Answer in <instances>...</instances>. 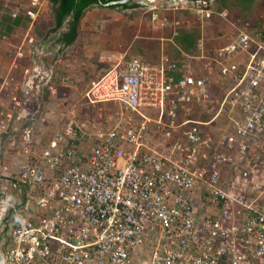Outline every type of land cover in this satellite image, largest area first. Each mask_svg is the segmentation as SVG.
Returning <instances> with one entry per match:
<instances>
[{"label": "built area", "instance_id": "obj_1", "mask_svg": "<svg viewBox=\"0 0 264 264\" xmlns=\"http://www.w3.org/2000/svg\"><path fill=\"white\" fill-rule=\"evenodd\" d=\"M141 3L163 30H176L179 22L170 16L182 10L200 23L230 20L228 11L216 12L215 0ZM44 7L32 0L27 12L24 40L31 44ZM232 24L236 36L215 52L228 82L218 111L228 130L219 150L203 160L197 148L203 123L179 115L189 117L199 96L208 100L209 80L168 76L179 67L167 58L119 62L93 82L84 99L96 108L94 116L70 119L54 135L57 149L34 148L35 90L52 75L34 66L20 85L7 75L2 88L13 90L9 107L0 103V142L10 140L19 113L20 138L8 150L25 160L11 183L3 178L9 167L0 168V233L10 232L3 264H264V43L249 22ZM241 54L247 61L239 73L233 61ZM105 104L120 108L108 124L102 122ZM150 126L167 149L146 145L142 136ZM223 166L231 168L229 175ZM18 184L46 192L53 214L29 217L14 195Z\"/></svg>", "mask_w": 264, "mask_h": 264}, {"label": "crops", "instance_id": "obj_2", "mask_svg": "<svg viewBox=\"0 0 264 264\" xmlns=\"http://www.w3.org/2000/svg\"><path fill=\"white\" fill-rule=\"evenodd\" d=\"M136 3L139 7L131 9L105 6L92 7L81 20L77 39L69 46L59 41L60 34L67 32V25L60 31H51L50 36L44 35L41 38L34 33V29L32 33L35 39L34 44L29 43L27 40L25 41L26 36L19 43H14L10 40V37L8 40H0V71L6 70L5 74L0 76V103L5 102V107H9L10 94L13 90L12 86L8 89L2 88V82L7 75L14 76L18 85L26 79V69L31 70L34 66H40L45 73L52 75L46 87L41 86V88L35 90L36 94L32 110L38 116L34 123V148L36 150L42 148L57 149L59 147L60 144L54 140V135L69 121L71 112L76 120H90L94 116L96 108H90L86 103L83 106H79V98L87 92L93 82L99 80L106 72L111 70L113 65L115 66L113 63L117 64L133 58L149 63H158L162 58H167L169 63H176L179 67V71L169 70L167 73L168 76H172L176 80L190 73L198 77L205 76L208 78L209 83L206 88L208 100H202L203 97L199 96L201 100L192 104L190 116L185 117L183 112H181L179 119L180 121L189 119L203 123L200 126L203 142L197 147L199 160H203L204 155L210 156L211 152L219 150V140L228 130L227 117L222 113L218 115L220 101L227 89L228 82L222 77L220 67L216 62L215 52L228 45L236 36L237 30L233 27V22L214 18L200 23L191 16L194 22L203 26L202 36L197 48L199 51L191 54L178 48L179 50L174 52L175 54L173 55L170 50V45L173 44L172 38H175L178 30L183 27L181 22L183 23L186 17L184 12L189 13V11H177L179 14L175 20L179 24L176 30L172 29L173 33L168 37L162 32L163 29L151 20L152 11L146 8L144 3ZM49 4L50 2L48 1ZM92 12H121L127 18H135L139 16V12L149 13L150 22L157 29L155 32H157L156 34L159 38L151 37L153 40H149V37L143 35L141 30L136 34L128 29L120 31L119 27H112L113 30L110 33L108 24H106L105 42H99L96 35L91 36V33H87L85 29L86 23L89 22L90 25L87 29H93L92 20L90 19ZM47 14L46 10L42 18ZM189 15L191 14L189 13ZM137 18L139 19L140 17ZM191 18L186 20L185 23L187 24L184 26L192 27ZM141 22L143 21L140 20ZM118 39L121 41L125 39L124 41L126 42L122 44L120 41L117 45L116 41ZM246 61L247 55L245 54L236 57L233 61V65L236 66L234 70L239 73L243 72ZM65 62H70L68 67L65 66ZM14 63H16L17 68H12ZM102 107L105 115L102 122L108 124L110 121H114L116 118L115 113L120 110L119 106L105 104ZM149 114L155 118L154 120L158 118L157 112H149ZM205 117H209V119L206 120ZM23 123L24 121L19 118V113H15V127L11 132L10 140L6 137L4 145L0 142V168L9 167V172L4 173L3 178L10 183L17 181L19 169L25 157L9 151L8 145L13 140H19ZM187 128L185 127V129ZM149 131L150 133L142 136L147 146L157 150H165L169 147V144L155 132L153 126H150ZM181 140L184 141V138L181 137ZM230 169L229 166H223V174L229 175ZM48 176L55 177L56 175L53 172H48ZM18 186L19 188L14 190V195L20 203V207L26 210L29 217L35 221H40L45 217L46 213L53 214L55 203L54 200L47 198L46 192H39L23 184H18ZM42 200L44 201L43 205L41 204ZM9 239L10 232L8 230L0 233V264H3V252Z\"/></svg>", "mask_w": 264, "mask_h": 264}, {"label": "trees", "instance_id": "obj_3", "mask_svg": "<svg viewBox=\"0 0 264 264\" xmlns=\"http://www.w3.org/2000/svg\"><path fill=\"white\" fill-rule=\"evenodd\" d=\"M52 16L54 19V27L52 32L60 31L64 26L67 25V32L60 34L59 41L64 45L69 46L77 39L79 34L80 23L86 12L94 6L99 5L98 0H49ZM116 0H101L102 3H109ZM15 6V5H13ZM10 0L0 1V9L7 11L6 18L8 24L5 27V32L7 34L3 35V39L8 40V35L11 34L16 28L23 27L26 21L30 22V18L27 11L17 9L13 7ZM139 5L133 0L129 3L111 6L109 8H120V9H131L138 8ZM214 8L216 12H222L224 10L229 12V18L235 23H253L255 28H257L258 33L261 35V41L264 42V26L258 24L254 17L257 11L264 8V0H215ZM17 12V16L13 18L12 14ZM186 15L185 20L181 24L176 35V41L180 46L182 51L187 53L195 54L197 51L198 43L201 38V30H196L197 27L192 24V27L184 26L186 20L191 17L189 13L184 12ZM180 16V15H179ZM252 25V26H253ZM41 24L36 22L35 30L38 32L42 30Z\"/></svg>", "mask_w": 264, "mask_h": 264}, {"label": "rangeland", "instance_id": "obj_4", "mask_svg": "<svg viewBox=\"0 0 264 264\" xmlns=\"http://www.w3.org/2000/svg\"><path fill=\"white\" fill-rule=\"evenodd\" d=\"M10 1H11V5L12 6L15 5L13 7H17V9H21L23 11L24 10L27 11L31 7V1L32 0H10ZM42 1L44 2V6L46 7V9L44 7V9H45L44 12H46V10H47L48 14L45 17H43V18H42V16H43L42 15L37 20V22H39L41 24L40 27L42 28V30H40L38 32L35 30L34 33H36L39 36V38H41L44 35L45 36H50L51 33H52L51 30H53V27H54V19H53V16H52L51 5L50 4L48 5V1L49 0H42ZM135 1L136 2H141V0H135ZM146 8L150 9V6H148ZM6 12H8V9H7V11H4V10L0 9V40H4L3 39V35L7 34L5 32V27L8 24L7 18H6ZM257 12L258 13H256V15L254 17V20L258 24H261L262 26H264V8H261ZM138 15L139 16H136L135 18H127L121 12H92V14L90 15L91 16L90 19L92 20L91 25L93 26V29H87V27H89V25H90L89 24L90 22L86 23L85 29H86L87 33H91V36L96 35V38L99 40V42H105L104 35H105V30L107 31V28H106L107 25L106 24H108V27H109L108 31H110V33H112L113 28L119 27L120 31L123 30V29H125V30L128 29L130 32H132V33L135 32L136 34H137V32L139 30H141L142 31L141 33L143 35L149 37V40H153V39H151V37L158 39L159 37L156 34L157 32H155L157 29H155L154 26H153V23L150 22L149 13L145 14L144 12H139ZM175 15L170 16L171 20H173L174 18H176V19L178 18V14H175ZM137 17H140V18L138 19ZM140 20L143 21V22L140 23ZM193 20L194 19L191 18V20H190L191 24H194V26L197 27L196 30H201L200 34L202 36L203 26L201 24H199V23L194 22ZM188 24H190V23H188ZM29 25H30V22L26 21L22 28H21V26H19L11 34H9L7 37L8 38L10 37V40L13 41L14 43H19L26 36V34L28 33ZM252 25H253V23H250V26H252ZM252 27H253V30H254V34H256L258 39L261 41L262 40L261 39V35H260V33H258L257 28H255L254 25ZM162 32H164L165 36L170 37V34L173 33V30L172 29L162 30ZM122 36H120V38H122ZM172 39H173V44L170 45V50H171L172 54L174 55L175 54L174 52L178 51L180 49V46H179V44L176 41V37L175 38L173 37ZM124 40L121 41V40L118 39V41H116V44L118 45L120 43V41L122 42V44H124L126 42ZM110 42H112V41H110ZM150 42H153V41H150ZM158 42H161V41H158ZM198 51H199V49L196 51V53ZM68 64H70V62H65V66L66 67L69 66ZM75 64H76V62H75ZM113 64L116 65V63H113ZM5 71L6 70L0 71V76L5 74L4 73ZM84 104H85V99H84V95H83L82 97L79 98L78 105L79 106H83ZM73 115L74 114L71 112L69 120L73 119ZM205 119L208 120L209 117H205Z\"/></svg>", "mask_w": 264, "mask_h": 264}, {"label": "water", "instance_id": "obj_5", "mask_svg": "<svg viewBox=\"0 0 264 264\" xmlns=\"http://www.w3.org/2000/svg\"><path fill=\"white\" fill-rule=\"evenodd\" d=\"M131 1H133V0H116V1H111L109 3H102L101 0H98L99 5L105 6V7L123 5V4L129 3Z\"/></svg>", "mask_w": 264, "mask_h": 264}, {"label": "bare ground", "instance_id": "obj_6", "mask_svg": "<svg viewBox=\"0 0 264 264\" xmlns=\"http://www.w3.org/2000/svg\"><path fill=\"white\" fill-rule=\"evenodd\" d=\"M150 1H155V0H150Z\"/></svg>", "mask_w": 264, "mask_h": 264}]
</instances>
